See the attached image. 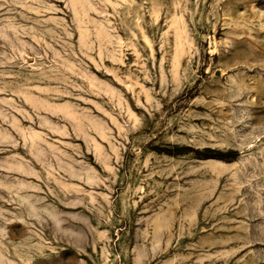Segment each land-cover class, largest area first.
<instances>
[{
  "label": "rangeland",
  "instance_id": "374dc122",
  "mask_svg": "<svg viewBox=\"0 0 264 264\" xmlns=\"http://www.w3.org/2000/svg\"><path fill=\"white\" fill-rule=\"evenodd\" d=\"M84 1L0 0V264H264V0Z\"/></svg>",
  "mask_w": 264,
  "mask_h": 264
},
{
  "label": "bare ground",
  "instance_id": "6f19581e",
  "mask_svg": "<svg viewBox=\"0 0 264 264\" xmlns=\"http://www.w3.org/2000/svg\"><path fill=\"white\" fill-rule=\"evenodd\" d=\"M80 1H81V0H80ZM85 1H86V0H85ZM85 1H84V2H85ZM89 1H90V0H89ZM85 3H86V2H85ZM87 3H89V2L87 1ZM80 5H81V4H80ZM82 5H83V4H82ZM129 6H130V5H129ZM133 6H134V4H133ZM127 7H128V6H127ZM127 7H126V8H127ZM80 8H82V7H80ZM80 8H79V9H80ZM134 8H135V6L133 7V9H134ZM123 9H124V8H123ZM127 9H128V8H127ZM80 10H82V9H80ZM86 10H87V9H86ZM120 10H121V8H120ZM140 10H141V9H140ZM129 11H130V10H129ZM129 11H128V12H129ZM134 11H135V10H134ZM82 12H83V11H82ZM121 12H122V10H121ZM132 13H133V12H132ZM82 14H83V13H82ZM134 14H135V13H134ZM85 15H86V14H85ZM85 15H84V16H85ZM127 15H128V14H127ZM136 15H137V14H136ZM76 17H77V16H76ZM87 17H88V16H87ZM155 17H156V16H155ZM81 18H82V17H81ZM75 19L77 20V18H75ZM85 19H86V18H85ZM88 19H90V18H88ZM155 19H156V18H155ZM81 21H83V20H81ZM86 21H87V20H86ZM90 21H91V20H90ZM90 21H89V22H90ZM91 22H92V24L94 23V21H91ZM96 23L99 24V22H96ZM96 23H94V24H96ZM78 24H79V22H78ZM84 24H85V23H84ZM104 24H105V23H104ZM127 24H128V23H127ZM127 24H126V25H127ZM76 25H77V23H76ZM79 25H80V24H79ZM87 25H88V24H87ZM100 25H102V23H100ZM109 25H111V24H109ZM128 25H129V24H128ZM100 27H101V26H100ZM105 27H106V26H105ZM78 28H79V27H78ZM82 28H83V27H82ZM80 30H81V29H80ZM80 30H79V31H80ZM99 30H100V28H99ZM101 30H102V29H101ZM105 32H106V31H105ZM105 32H104V33H105ZM111 32H112V31H111ZM29 33H30V32H29ZM100 33H101V32H100ZM102 33H103V31H102ZM106 33H108V32H106ZM79 34H80V32H79ZM81 34H82V33H81ZM32 35H33V34H32ZM105 35H106V34H105ZM109 35H110V34H109ZM109 35H108V36H109ZM86 36H87V35H86ZM97 36H98V35H97ZM100 36L102 37V36H104V34H103V35H100ZM100 36H98V37H100ZM108 36H107V37H108ZM98 37H97V38H98ZM112 37H113V36H112ZM34 38H35V37H34ZM80 39H81V38H80ZM84 39H85V38H84ZM100 39H101V38H100ZM104 39H105V37H104ZM119 39H120V38H119ZM82 40H83V39H82ZM82 40H81V41H82ZM85 40H86V39H85ZM102 40H103V38H102ZM112 40H113V39H112ZM79 41H80V40H79ZM106 41L108 42V40H106ZM118 41H119V40H118ZM101 42H102V41H101ZM103 42H104V41H103ZM83 43H85V42L83 41ZM83 43H82V44H83ZM82 44H81V46H84V45H82ZM85 44H87V43H85ZM98 44H101V43H99V41H98ZM104 44H105V42H104ZM110 44H111V43H110ZM102 46H103V45H102ZM99 47H100V46H99ZM87 48H88V47H87ZM108 48H109V47H108ZM90 49H91V48H90ZM98 49H99V48H98ZM107 51H108V49H107ZM120 52H121V51H120ZM86 53H88V52H86ZM110 54H111V53H110ZM112 54H113V53H112ZM84 55H85V54H84ZM119 55H120V54H119ZM87 56H88V54H87ZM113 56H114V55H113ZM88 57H89V56H88ZM105 57H106V55H105ZM101 58H102V57H101ZM122 58H123V57H122ZM90 59H91V58H90ZM120 60H121V59H120ZM120 60H119V62H121ZM86 61H87V60H86ZM99 61H100V60H99ZM124 61H125V60H124ZM174 61H175V60H174ZM101 62H102V61H101ZM111 62H112V61H111ZM111 62H110V63H111ZM104 63H105V62H104ZM98 64L100 65V63H98ZM176 64H177V63H176ZM86 65H87V64H86ZM174 65H175V64H174ZM87 66H88V65H87ZM101 66H102V65H101ZM123 66H124V65H123ZM102 67H103V66H102ZM120 67H121V66H120ZM70 68H71V67H70ZM95 68H96V66H95ZM95 68H94V69H95ZM114 68H115V67H114ZM107 69H108V68H107ZM99 70H100V69H99ZM52 71H53V70H52ZM56 72H57V71H56ZM40 74H42V73L40 72ZM56 74H57V73H56ZM102 74H103V73H102ZM100 75H101V74H100ZM49 76H51V74H49ZM88 76L90 77V75H88ZM52 77H53V76H52ZM82 77H83V76H82ZM91 77H92V76H91ZM115 77H116V76H115ZM42 78H43V77H42ZM45 78H46V77H45ZM53 78H55V77H53ZM60 78H61V76H60ZM60 78L58 77V79H60ZM93 78H94V77H93ZM47 79H48V78H47ZM55 79H56V78H55ZM43 80H44V78H43ZM88 80H89V79H88ZM117 80H118V79H117ZM49 81H50V80H49ZM64 81H65V80H64ZM89 81H90V80H89ZM92 81H93V80H92ZM118 81H119V80H118ZM118 81H117V82H118ZM46 82H47V81H46ZM53 82H55V81H53ZM93 82H94V81H93ZM95 82H96V81H95ZM95 82H94V83H95ZM90 83H91V82H90ZM96 83L99 85L98 82H96ZM49 84H50V83H49ZM91 84H92V83H91ZM113 84H114V83H113ZM66 85H67V84H66ZM95 85H96V84H95ZM105 85H106V84H105ZM92 86H93V85H92ZM42 87H43V86H42ZM45 87H46V86H45ZM49 87H50V86H49ZM67 87H68V86H67ZM88 87H89V86H88ZM96 87L98 88V86H96ZM37 88H38V87H37ZM43 88H44V87H43ZM51 88H53V87H51ZM71 88H72V87H71ZM93 88H95V87H93ZM93 88H92V89H93ZM99 88H100V87H99ZM38 89H39V88H38ZM40 89L42 90V88H40ZM44 89H45V88H44ZM103 89H104V86H103ZM55 90H56V89H55ZM37 91H38V90H37ZM43 91H44V90H43ZM43 91H42V92H43ZM66 91H67V90H66ZM39 92H40V91H39ZM44 92H45V91H44ZM44 92H43V93H44ZM46 92H47V91H46ZM48 94H49V93H48ZM50 94H51V93H50ZM46 95H47V94H46ZM37 98H38V97H37ZM46 98H47V97H46ZM41 101H42V100H41ZM65 105H66V104H65ZM66 109H67V108H66ZM69 110H70V108H69ZM67 112H68V111H67ZM71 113H73V112H71ZM75 116H76V115H75ZM37 137H38V136H37ZM33 140H34V139H33Z\"/></svg>",
  "mask_w": 264,
  "mask_h": 264
}]
</instances>
